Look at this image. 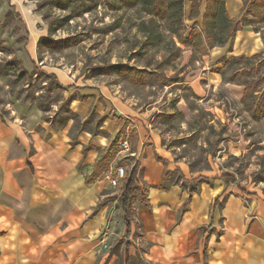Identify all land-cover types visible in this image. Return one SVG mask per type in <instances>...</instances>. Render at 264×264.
<instances>
[{
  "label": "rangeland",
  "instance_id": "obj_1",
  "mask_svg": "<svg viewBox=\"0 0 264 264\" xmlns=\"http://www.w3.org/2000/svg\"><path fill=\"white\" fill-rule=\"evenodd\" d=\"M207 2L196 13L185 0L173 32L135 0H0V114L70 127L73 140L90 132L107 146L101 179L120 165L129 175L158 146L177 166L166 186L198 191L230 173L264 194V55L212 56ZM250 20L264 41V22Z\"/></svg>",
  "mask_w": 264,
  "mask_h": 264
},
{
  "label": "crops",
  "instance_id": "obj_2",
  "mask_svg": "<svg viewBox=\"0 0 264 264\" xmlns=\"http://www.w3.org/2000/svg\"><path fill=\"white\" fill-rule=\"evenodd\" d=\"M226 9L241 20L248 6L226 0ZM251 26L211 55H264L261 32ZM96 94L90 89L85 109ZM106 147L90 132L73 140L70 127L8 123L0 114V264H264V194L221 179L198 191L161 188L177 166L158 146L140 161L143 194L128 236L120 187L96 176Z\"/></svg>",
  "mask_w": 264,
  "mask_h": 264
},
{
  "label": "trees",
  "instance_id": "obj_3",
  "mask_svg": "<svg viewBox=\"0 0 264 264\" xmlns=\"http://www.w3.org/2000/svg\"><path fill=\"white\" fill-rule=\"evenodd\" d=\"M194 3L193 7L197 11L199 10L198 0H192ZM207 9L206 16L203 21L205 42L208 43L209 47L214 46H224L231 41L238 30L244 28L247 25H253V20L250 18H261L264 22V0H243L245 6H248L247 12L244 17L239 20L237 18H231L226 9V0H207ZM139 2L145 11L151 14H158L161 17L165 18L166 23L168 24L170 30L173 32L178 31L184 20L185 13V0H135ZM162 2H165L164 14H161L159 8L162 5ZM259 7H262L263 14H259ZM202 25V26H203ZM192 30L189 34L191 36ZM260 55V54H259ZM258 54L255 56H259ZM241 56H234L233 59L239 60ZM69 87V86H68ZM248 90V85L245 87V92ZM245 96V95H244ZM2 121L5 122V118L2 116ZM87 130V129H84ZM101 159L96 163V167L99 164ZM31 165V163H30ZM139 173H140V162L137 161L133 169L130 171L128 177L124 181L120 198V205L122 208L124 221L128 227L127 235L131 233V222L133 217V204L136 199L137 190L139 188ZM169 173L166 172L164 177V183L160 186L161 188L166 189L165 181L168 179ZM220 179L226 184L237 185L238 181L236 177L230 173H225L221 175ZM207 182H211L212 179H205ZM86 182H90V178H86ZM129 246V244H128ZM130 257L128 256L127 262L129 263Z\"/></svg>",
  "mask_w": 264,
  "mask_h": 264
},
{
  "label": "built area",
  "instance_id": "obj_4",
  "mask_svg": "<svg viewBox=\"0 0 264 264\" xmlns=\"http://www.w3.org/2000/svg\"><path fill=\"white\" fill-rule=\"evenodd\" d=\"M127 177L128 174L126 172V168L124 165L117 166L114 173H111L110 175L107 176L111 184L113 186L120 187L121 191L124 181L126 180Z\"/></svg>",
  "mask_w": 264,
  "mask_h": 264
}]
</instances>
